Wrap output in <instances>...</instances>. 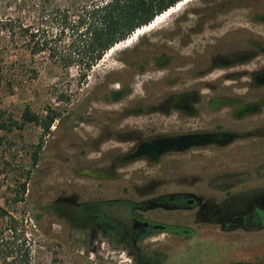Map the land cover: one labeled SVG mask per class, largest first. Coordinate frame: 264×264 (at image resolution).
I'll return each instance as SVG.
<instances>
[{
  "label": "flooded vegetation",
  "instance_id": "flooded-vegetation-1",
  "mask_svg": "<svg viewBox=\"0 0 264 264\" xmlns=\"http://www.w3.org/2000/svg\"><path fill=\"white\" fill-rule=\"evenodd\" d=\"M209 61L195 76L142 83L141 96L131 76L103 99L122 108L79 115L94 122L86 136L76 127L74 174L90 188H61L48 216L133 264H162L164 242L177 250L264 233V45Z\"/></svg>",
  "mask_w": 264,
  "mask_h": 264
},
{
  "label": "rangeland",
  "instance_id": "rangeland-1",
  "mask_svg": "<svg viewBox=\"0 0 264 264\" xmlns=\"http://www.w3.org/2000/svg\"><path fill=\"white\" fill-rule=\"evenodd\" d=\"M106 1L0 0V264H133L106 242L80 241L48 216L46 205L58 190L90 188L89 181L74 174L81 165L76 158L78 116L87 111L93 118L122 108L124 102L112 106L103 99L131 76L137 75L135 96H141L142 83L195 76L210 66L212 56L264 45V0L233 9H227L228 0H190L136 34L130 44L107 53L87 73L83 63L66 68L52 58V51L69 49L85 8ZM161 56L171 59L164 68L155 65ZM135 60L148 62L147 73L129 65ZM27 108L40 118L54 112L58 121L49 133L35 123L19 129L15 122H23ZM81 124L82 134L92 132V120ZM174 247L164 242L168 259L162 264L254 262L264 259V233L224 234L195 249ZM24 252L27 259L21 258Z\"/></svg>",
  "mask_w": 264,
  "mask_h": 264
},
{
  "label": "trees",
  "instance_id": "trees-1",
  "mask_svg": "<svg viewBox=\"0 0 264 264\" xmlns=\"http://www.w3.org/2000/svg\"><path fill=\"white\" fill-rule=\"evenodd\" d=\"M183 0H108L105 3L95 4L91 8H85L78 17L77 32L68 50L52 51L50 56L61 61L66 68L76 63L84 64L85 72H89L96 66L107 52L126 41L137 29L150 25L156 17L169 11ZM227 9L248 8L250 0H228ZM66 17V16H65ZM67 22V17L65 18ZM264 23V20H260ZM35 38L36 36H30ZM71 47V48H70ZM171 61L170 58L160 57L155 65L164 68ZM136 66L138 71L147 69V61L135 60L129 62ZM23 122L15 125L21 129L26 123L39 125L44 132L49 133L58 116L54 112L47 113L45 118H40L27 108L22 116ZM3 129L6 126L1 125ZM38 158H36L37 160ZM23 193L27 191L23 184ZM21 241V240H18ZM22 244V241L20 242ZM27 254H21V258L27 259ZM238 264H264V259L256 262H242Z\"/></svg>",
  "mask_w": 264,
  "mask_h": 264
},
{
  "label": "bare ground",
  "instance_id": "bare-ground-1",
  "mask_svg": "<svg viewBox=\"0 0 264 264\" xmlns=\"http://www.w3.org/2000/svg\"><path fill=\"white\" fill-rule=\"evenodd\" d=\"M188 1H190V0H183L182 2L178 3L175 7L169 9V11L164 12L163 14L159 15L158 17H156V19H155L153 22H151L150 25H147V26H144V27H142V28L137 29V31H135L134 34H133L131 37H129L126 41L121 42L120 44H116V46H114L113 48H111V49L107 52L108 55H110V54L114 53L115 51H117L118 48H120V46H123V45H124L123 43L130 44V43L133 41V40H131L132 37H134V36L136 37V34L139 36V35L141 34L142 31H144V30H146V29H149V28H150L153 24H155L160 18H163V17H165L166 15H169L172 11H175V10H173V9L178 8L179 6H181L182 4H185V3L188 2ZM127 44H125V45H127Z\"/></svg>",
  "mask_w": 264,
  "mask_h": 264
}]
</instances>
